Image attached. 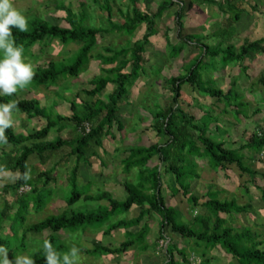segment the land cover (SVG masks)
I'll use <instances>...</instances> for the list:
<instances>
[{
    "label": "trees",
    "instance_id": "16d2710c",
    "mask_svg": "<svg viewBox=\"0 0 264 264\" xmlns=\"http://www.w3.org/2000/svg\"><path fill=\"white\" fill-rule=\"evenodd\" d=\"M5 0H0V16L3 11ZM205 4H214V0H202ZM182 4V0H164L153 15L141 12L140 0H130V11L122 13L124 22L115 24L113 22V9L109 0H104L101 7L106 13L110 30L99 27H87L86 16L79 18L73 11L64 5L59 6L66 13V21L70 27L53 25L39 18L27 22L20 20H0V45L9 43L8 52L16 51V54L25 56L32 54L35 46L45 45L52 40L59 41L63 45L74 43L80 46L79 53L73 65L66 66L58 62H50L40 66L36 70L26 72L19 63L0 60V84L4 86L16 85L17 91L23 89L37 88L40 86H54L62 78L78 79L82 72L90 65L92 59L99 61L102 73L90 82L92 89L82 90L89 98H96L94 103H82L80 112L76 99L71 102L72 116H53L34 99L13 100L17 94L13 92L7 95L0 94V147L13 146L21 148L17 155H6L4 150L0 158V175L6 171L18 173L13 184L4 186L0 198L3 199V207L0 208V225L9 222V231L13 240L6 235L0 234V264H16V260L29 251V233L42 234L48 232L43 241V247L28 253L24 264H66L61 259L65 251L63 241L56 234L63 230L70 232L99 230L104 228L106 235H111L116 230H124L126 240L115 249L98 246L94 250L86 251L90 255H122L127 254L130 249L137 247L143 251L150 248L148 237L152 232L151 221L155 215L159 216L158 242L165 243V262L159 264H193L187 247L175 241L173 235L183 239L195 241L197 246L204 245L207 249L221 247L231 255L234 264H264V242L260 241L259 234L250 228L236 230L228 225L227 220L221 218V214L233 217L237 215H248L252 209L249 205H238L236 201H221L211 193L202 198L191 190L190 180L200 177L197 164L193 158H207L209 166L213 170H227L228 166L236 165L242 172L250 177H255L257 172L246 164V157L242 154L244 150H250L256 154L264 152V131L255 132L247 137L245 144L240 149H230L223 142L214 141L209 135V125L196 123L194 115L184 112L178 106L183 97V88L190 86L197 88L210 98L223 102L226 108L235 113L236 118L245 115L247 103L241 102L242 98L232 88L224 92L216 87L212 80H204L202 73L206 69L219 71L220 67L243 63L246 59L256 57L264 53V39L249 42L236 50L232 45L210 47L203 44V36L183 34V13L176 14V23L179 27L178 37L182 40L180 46H173L171 57L178 58L184 51L185 45H193L200 49L201 56L197 62L188 70L185 76L172 77L167 82L174 93V105L161 109L155 115V124L152 126L158 136L165 141L160 144H152L149 147L130 148L127 150L128 157L123 161L124 173L131 174L133 170L138 171L139 181L137 184L125 183L127 193L125 200L119 201L110 193L103 192L97 195L84 194L77 188V179L80 163L89 159V151L92 145L103 147L108 137H113V128L118 126L119 131H124V126L119 119L120 107L125 104L129 95V89L142 77L147 75L145 54L146 47L151 38L156 34V23L165 12L175 4ZM229 2V0H227ZM228 6L230 4L228 3ZM234 10L231 25L241 19L243 10L230 6ZM146 25V32L142 40L119 50L111 47L103 49L102 53L94 56L93 51L98 46V40L105 34L112 32L123 33L132 37L140 26ZM231 28V27H230ZM225 39H228L224 35ZM34 54V53H33ZM206 59H210L207 63ZM110 66V67H109ZM57 82V83H56ZM264 84V73L260 79ZM109 85L115 87L114 92L104 99L98 96L107 89ZM77 97V96H76ZM264 101V99H262ZM19 112L29 118L48 120L46 126L41 130L30 134H19L15 132L11 124L3 116L4 112ZM260 113V111H258ZM89 123L92 128L90 133L83 134L81 128ZM68 127L74 128L77 136L69 139H57L47 141L51 132H61ZM71 148L72 155L77 159V165L73 168L69 181L71 182L72 196L66 201L72 206L83 200L87 203H101L106 201L107 206L101 205L96 212L73 213L67 215H53L43 221L33 224L23 230L27 223L29 208L35 203V209H44L49 203L46 197H52L53 191L47 189L53 182V171H44L38 175L43 179L42 187L44 196L36 198L41 194L40 188L30 178L29 159L36 155L44 159L47 152H58L65 148ZM19 150V149H18ZM120 152L119 149L116 150ZM162 164H166L168 171L174 176L176 188L174 194L180 191L193 207H202L206 210L204 215L196 216L188 220L179 210L171 206L163 196L162 174L159 166L150 168L148 165L154 158ZM129 182V181H128ZM30 186V194H21L20 189ZM262 201L264 202V188L261 189ZM8 194H13V199L8 200ZM3 195V196H2ZM32 195L31 197H28ZM205 202L201 203L202 199ZM137 208L138 216L131 219L125 218L133 208ZM121 217V218H119ZM21 225V227H20ZM135 229V231H132ZM21 230H23L21 232ZM21 236V237H20ZM16 247V251H11ZM10 252L3 256V253ZM67 251V250H66ZM178 258L181 260H178ZM200 264H206L201 262Z\"/></svg>",
    "mask_w": 264,
    "mask_h": 264
},
{
    "label": "rangeland",
    "instance_id": "374dc122",
    "mask_svg": "<svg viewBox=\"0 0 264 264\" xmlns=\"http://www.w3.org/2000/svg\"><path fill=\"white\" fill-rule=\"evenodd\" d=\"M109 1L113 9V22L115 24L124 22V16L121 11L123 13L130 11V0ZM163 1L140 0L139 8L141 12L153 15L157 12L159 5ZM104 4V0H5L0 20L27 22L31 19L39 18L50 24L69 28L70 25L65 19V11L59 9V6L64 5L71 9L79 18L86 16L85 25L87 27H99L110 30L107 15L101 8ZM181 6L185 9L183 13V34L203 36V44H207L210 47L221 45L225 49L227 45H232L236 50H239L241 46L249 42L264 39V0H246V2L240 4L238 8L243 10V14L241 19L233 25L230 22L234 16V11L230 10L227 0L222 3L214 1V4H205L202 0H183L182 4L176 3L157 21L155 26L156 34L151 38L150 44L146 47L145 58L147 63L145 67L147 75L142 76L129 89V95L124 101L125 104L120 107L119 118L124 123V126H126L125 130L119 131L117 125H115L113 137H108L104 141L103 147L92 145L90 154L94 156L92 153L95 152L97 156L90 158L89 164L86 165L88 179H90L91 184L89 182V186H84L85 181H79L76 190L84 194L99 195L103 192H110L105 187L104 181L113 183L116 179L125 180L121 160L127 157L128 154L125 153L122 157H118L121 154L115 150L120 142L124 145H134V148H139L149 147L151 144H160L165 141L164 138L158 136L154 129L152 130L150 125L155 124L154 118L158 111L174 105V93L167 80L172 77L185 76L201 56L199 48L187 44L183 53L178 58L171 57L172 47L182 44V40L178 37L179 27L176 23V14L180 11ZM145 32L146 25H142L132 37L119 32L110 31L109 33H105L98 40V46L93 51V54L95 56L98 53H102L106 47L119 50L129 43L133 44L138 40H142ZM224 35L228 39H225ZM10 46L9 43L0 45V60L19 63L24 67L26 72L36 70L38 67L47 65L50 62L63 63L62 65L66 66L73 65L80 48V46L74 43L63 45L59 41L52 40L45 45L35 46L32 49L34 54L21 56L16 54V51L9 53L8 49ZM206 60L207 63L210 62V59ZM217 66L219 71L206 69L202 73L204 80L214 81L216 87L222 89L224 92L232 88L238 93L242 98L241 102L248 104V107L244 110L245 115L237 119L235 113L226 108L223 102L210 98L207 94L190 86L183 88V97L178 106L184 112L194 115L196 123H208L210 127L209 135L214 141L223 142L230 149H240L245 144V140L249 135L264 131V101H262L264 99V84L260 83V79L264 73V53L248 58L243 63L232 64L225 68L220 67L219 64ZM102 69V64L96 59H92L90 65L83 71L80 79L68 78L65 81H59L60 83L57 81V86H53L52 89L48 90L43 89V91L49 94L52 91H57L59 88V94L63 95L65 90L69 88L70 91L67 94L70 98L76 99L77 105H81L84 102L94 103L96 98L87 97L82 93V90L92 88L89 83L90 80L99 76H105L102 73ZM14 87L17 86L8 85L5 87L0 84V94L7 95L8 90L14 94H19L20 92ZM112 87L110 85L98 98H105L106 94L112 92ZM43 91L41 92V97L45 96ZM22 93L20 96L16 95V98L12 97L13 100L27 99L28 97L29 99L35 98L34 100L39 101L41 106H44L38 100V96H32L30 92ZM80 93L83 94H81V97H79ZM75 94L77 97L74 96ZM45 107H47L49 112H52L51 103H46ZM15 121L18 122V119L16 118ZM45 126L41 120H34L29 130H41ZM147 126H150L149 129ZM141 127L145 128L144 131H140ZM15 128L18 129L17 123H15ZM60 135L65 139H69L76 137L77 132L75 130L65 131ZM50 139L54 141L56 137L52 135L51 138H48V140ZM119 150L123 152L124 148ZM242 154L246 157V164L257 172L255 177L252 178L248 174L242 173L236 165L228 166L227 170H213L209 166L207 158H193V162L197 164L196 172L200 177L190 180L191 190L193 193L202 196V198L207 193H211L212 196H217L221 201H236L238 205L251 206L252 209L248 215L230 217L221 214L220 216L227 220L228 225L236 230L250 227L255 234H259V240L264 242V202L262 201L261 193V189L264 188V152L256 154L250 150H244ZM71 157L69 147L57 153L47 152L44 159H40L36 155L30 157L29 176L35 181L36 186L40 188L41 192V194L36 195V198L45 195V191L41 189L43 179L40 180L38 177L44 171H53L52 176L54 180L48 185L47 189H51L54 194L51 198L46 197L45 200L50 201L44 209L42 208L37 211L34 208L35 203H33L29 208L27 223L24 225L23 230L53 215L67 213L70 216L73 213L79 212L89 214L96 212L101 205L107 206L108 203L106 201L87 203L83 200L72 206L67 205L66 201L72 196V184L68 181V178L72 169L77 164V159ZM69 160L70 164L67 163ZM101 163H103V166ZM148 166L150 168L155 166L160 167L164 198L188 220L206 213V210L202 207H193L181 191L178 194H174L173 189L174 187L176 188L175 179L168 171L166 164H162L155 157ZM80 167H83V164L80 163ZM100 174L101 176H105H103L104 180L100 178L96 179ZM132 175H135L137 178L133 181L134 178L130 176L132 178H130L129 182L127 180L125 182L137 184L139 181L138 171L134 170ZM0 176V193H2L5 185H11L16 181L18 173L10 171L2 173ZM122 195V192H116L115 199L119 201L125 200L127 194L125 198H122ZM5 197H8V200L14 198L13 194H8ZM3 199L4 197L0 198V208L3 207ZM205 200L206 198L202 199L201 203L205 202ZM122 216L128 219L136 217L138 216V209L135 207L129 213ZM160 221L161 219L157 215H155L154 221H151L153 229L148 237L150 248L147 251L134 247L127 254L122 255L93 256L86 251L94 250L98 246L110 249L118 248L126 240L124 230H116L111 235H106L104 228L99 230H80L77 232L63 230L56 234L63 241L65 248V251L61 254V259L66 264L164 263L165 243L163 241L158 242ZM132 231H135V229ZM0 234L11 238L14 245L17 244V240L12 237L9 231V222L0 225ZM47 236L48 232H43L39 235L29 233L30 248L28 253L43 247V241ZM173 238L175 241L180 242L182 247H187L193 264H200L201 262H206V264L236 263L233 257L221 247L211 250L207 249L204 245L197 246L195 241L186 240L176 235H173ZM11 251H16V247H13ZM9 253L5 251L3 256ZM28 253L19 257L15 261L16 264H24ZM178 260L180 259L178 258Z\"/></svg>",
    "mask_w": 264,
    "mask_h": 264
},
{
    "label": "crops",
    "instance_id": "0c3cea01",
    "mask_svg": "<svg viewBox=\"0 0 264 264\" xmlns=\"http://www.w3.org/2000/svg\"><path fill=\"white\" fill-rule=\"evenodd\" d=\"M183 1V0H182ZM244 2H246V0H229V4H230V6H233V7H236V9H238V10H242L241 8H238L239 6H240V4H242V3H244ZM177 3V2H176ZM180 4V3H179ZM230 6H229V8H230ZM231 11H234L233 10V8L232 9H230ZM99 62V61H98ZM83 73V72H82ZM82 75V74H81ZM80 75V76H81ZM78 79H80V77L78 78ZM62 80H66V78H62V79H60L59 81L61 82ZM58 81V82H59ZM73 81H75V80H73ZM77 81V80H76ZM81 81H83V80H81ZM86 81V80H85ZM92 80H90V82H91ZM59 82V83H60ZM89 82V83H90ZM58 85V83L56 84V85H54V86H57ZM110 86V85H109ZM108 86V87H109ZM113 86V85H112ZM6 87V86H5ZM52 87L53 86H50V87H47V86H40V87H37V88H31V89H23V90H21V91H19L20 93L19 94H17V95H22L23 93L22 92H30V94H32V96H38L39 97V99L38 100H40V102H42L43 103V105L44 106H42L43 108H45L46 110H47V107H45V104L46 103H51V110H52V112L54 113H52V112H49L48 110V113L49 114H51V115H53V116H62V117H71L72 116V107H71V101L72 100H74L72 97L70 98L69 97V95L67 94L69 91H70V89L69 88H67V90H65V92H64V94L63 95H60L59 94V91L58 90H60L59 88L57 89V91H52L51 93H49V94H46L44 91H43V89H52ZM107 87V88H108ZM113 89H112V92H110L109 94H106V96H108V95H110L111 93H113L114 92V89H115V87L113 86L112 87ZM85 89H87V88H85ZM92 89V88H91ZM87 90H90V89H87ZM44 92L45 93V96L44 97H41V95H42V93L41 92ZM7 92V91H6ZM9 92L11 93V91L10 90H8V92H7V94H9ZM77 94V93H76ZM74 95V96H77V95ZM81 94L82 93H80V95H79V97H81ZM83 95V94H82ZM85 95V94H84ZM31 98V97H30ZM26 99V98H25ZM27 99H29V97L27 98ZM32 99V98H31ZM35 99V98H34ZM102 99H104V98H102ZM86 101V100H85ZM79 106V110H80V112L82 111V106H83V104H81V105H78ZM72 113V114H71ZM3 116L7 119V121L11 124V126L13 127V129L15 130V132H17V133H19V134H21V133H23L24 135H26V134H30V133H33L35 130H29V127H31L32 125H33V121L34 120H41V122L44 124V125H46L47 124V122H48V120L46 119V118H40V119H34V118H29V116L28 115H26V114H23V113H19V112H12V111H7V112H4L3 113ZM18 119V122L17 121H15V119ZM120 119V118H119ZM15 123H17V125H18V129H16L15 128ZM122 125L124 126V123L122 122ZM151 127L153 126L152 124L150 125ZM150 126H147V128L149 129V127ZM118 127V126H117ZM142 127H144V126H142ZM141 127V128H142ZM125 128H126V126H124V130H125ZM42 129V128H41ZM144 129L145 128H142V129H140V131H144ZM73 131L74 130V128H72V127H68V128H66L65 130H63V131H61V132H56V131H53V132H51L50 133V135L48 136V138H51V136L53 135V137H56V139H59V138H61V139H65V138H63L60 134L61 133H63V132H65V131ZM153 130V129H152ZM36 131H38V130H36ZM54 135H56V136H54ZM48 138H47V141H53V140H48ZM55 139V140H56ZM66 140V139H65ZM123 143H121L120 142V144L119 145H117L116 146V150L117 149H123L124 148V151L123 152H119V154H121V156H118V157H122L125 153L126 154H128L127 153V150L128 149H130V147H132V148H134V145H124V147H123ZM152 145V144H151ZM1 148V147H0ZM68 148V147H67ZM3 150H4V152H5V154L6 155H17L18 154V151L20 152V150H21V148H19V150H17L16 148H14L13 146H6L5 148H2ZM3 150H0V158H1V156H2V151ZM64 149H62V150H60V151H58V152H61V151H63ZM115 150V151H116ZM117 152V151H116ZM53 153V152H52ZM54 153H57V152H54ZM70 154L72 155V151H71V148H70ZM89 154H90V151H89ZM97 153H95V152H93L92 153V155H94V156H90L89 155V159L90 158H92V157H95V156H97L96 155ZM127 157H128V155H127ZM127 157H124V158H122V160H121V166L123 167V161L127 158ZM71 158H75L76 159V157L75 156H73L72 155V157ZM98 158V157H97ZM117 158V157H116ZM89 159H87L86 161H83V162H81V164H83V167H79V173H78V179H77V183L79 184V181H82V180H84L85 181V185L84 186H89L88 185V183L90 182V179H88V172H87V168H86V165L87 164H89ZM68 164H70V160L67 162ZM78 163V162H77ZM58 164H60V163H58ZM102 164V166H103V163H101ZM57 165V164H56ZM77 165V164H76ZM75 165V166H76ZM58 166V165H57ZM74 166V167H75ZM85 167V168H84ZM124 168V167H123ZM73 170V169H72ZM124 171V170H123ZM122 171V172H123ZM134 171V170H133ZM133 171L131 172V174H125V173H123L124 174V177H125V180L124 181H121V180H119V179H116L113 183H107L106 181H104V183H105V187L106 188H108L109 190H110V192H108V193H110L114 198L116 197V192H118V193H123V195H122V198H125V195L127 194L126 193V190H125V188H124V184L126 183L125 181L127 180V181H129L130 180V178H134L133 179V181L135 180V178H137L135 175H132V173H133ZM6 172H10V171H6ZM6 172H4V173H6ZM71 175V174H70ZM112 175V174H111ZM104 176V175H103ZM103 176H101V174L100 175H98L97 176V178L96 179H98V178H100V179H102V180H104V177ZM130 176H132V177H130ZM95 179V180H96ZM0 180H1V176H0ZM68 181H69V178H68ZM90 184H91V182H90ZM126 193V194H125ZM126 197H127V195H126ZM137 209V208H136ZM139 211V210H138Z\"/></svg>",
    "mask_w": 264,
    "mask_h": 264
},
{
    "label": "built area",
    "instance_id": "2783aa9c",
    "mask_svg": "<svg viewBox=\"0 0 264 264\" xmlns=\"http://www.w3.org/2000/svg\"><path fill=\"white\" fill-rule=\"evenodd\" d=\"M214 1H216L217 3H222V2H225L226 0H214ZM91 128H92V126L89 123H86L81 128V131L83 132V134L84 133L88 134V133H90ZM31 190H32V188L30 186H25V187L20 189V193L21 194H26V193L31 192Z\"/></svg>",
    "mask_w": 264,
    "mask_h": 264
}]
</instances>
